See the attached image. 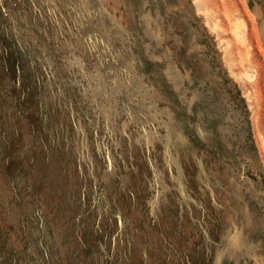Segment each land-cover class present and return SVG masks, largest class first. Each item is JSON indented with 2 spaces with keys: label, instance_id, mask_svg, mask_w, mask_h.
<instances>
[{
  "label": "rangeland",
  "instance_id": "rangeland-1",
  "mask_svg": "<svg viewBox=\"0 0 264 264\" xmlns=\"http://www.w3.org/2000/svg\"><path fill=\"white\" fill-rule=\"evenodd\" d=\"M0 264H264V0H0Z\"/></svg>",
  "mask_w": 264,
  "mask_h": 264
}]
</instances>
